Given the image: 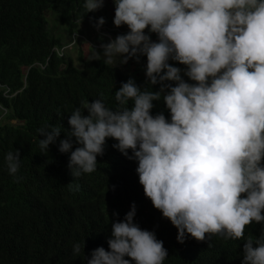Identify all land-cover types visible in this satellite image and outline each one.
Returning <instances> with one entry per match:
<instances>
[{
  "label": "clouds",
  "instance_id": "obj_1",
  "mask_svg": "<svg viewBox=\"0 0 264 264\" xmlns=\"http://www.w3.org/2000/svg\"><path fill=\"white\" fill-rule=\"evenodd\" d=\"M114 6V25L129 31L106 43L102 36V53L93 47L88 60L117 67L146 56L145 84L122 82L115 108L103 93L83 102L68 129L38 128L41 152L64 132L58 149L70 154L68 168L77 178L96 170L97 156L114 140L115 149L137 162L145 196L178 229L179 243L189 235L239 240L256 222L261 233L246 238L241 264H264V0H114ZM103 7L104 0L83 4L86 13ZM105 23L100 17L94 27ZM161 100L170 118L152 114ZM5 167L22 179L19 149L6 154ZM136 214L133 202L123 220L111 222L110 250L94 249L87 264H164L163 241L135 223ZM80 251L74 244L73 255Z\"/></svg>",
  "mask_w": 264,
  "mask_h": 264
},
{
  "label": "trees",
  "instance_id": "obj_2",
  "mask_svg": "<svg viewBox=\"0 0 264 264\" xmlns=\"http://www.w3.org/2000/svg\"><path fill=\"white\" fill-rule=\"evenodd\" d=\"M84 2L0 0V264H87L94 249L110 250L111 222L123 220L133 202L134 222L163 241L168 251L164 264H241L245 240L258 237L261 224L246 226L239 240L213 235L197 241L189 235L179 243L178 229L145 196L137 162L115 149L114 140L108 139L104 155L97 156L96 170L77 178L68 168L70 154L58 149L64 132L48 153L41 152L38 128L52 124L68 129L71 112L83 102L103 93L106 106L115 108L122 82L134 78L145 84V70L133 76L98 60H84L83 68H77L65 55L71 39L81 35L80 25L99 19L95 11L86 13ZM49 16L66 28L67 44L53 34ZM140 63L147 64L146 56ZM153 103V115L169 117L162 100ZM16 149L21 154L19 182L5 167L6 154ZM76 243L81 245L78 256L73 255Z\"/></svg>",
  "mask_w": 264,
  "mask_h": 264
},
{
  "label": "rangeland",
  "instance_id": "obj_3",
  "mask_svg": "<svg viewBox=\"0 0 264 264\" xmlns=\"http://www.w3.org/2000/svg\"><path fill=\"white\" fill-rule=\"evenodd\" d=\"M95 12L99 18L104 17L106 20V23L101 28L108 27L109 29L117 31L120 30L118 35L127 33V31H129L126 25L116 27L113 23L115 16L114 0H104V7ZM49 19L53 34L61 36L62 39H64V44H67L70 40V37L66 31V28L60 23L57 17L49 16ZM79 31L81 35H79L78 38L75 36L73 37V40L71 39L72 43L67 48V50H65V55L73 61L77 68H83V61L88 60V56L94 51V48L102 53V49H100V44L102 41L97 36L98 30L96 27H94V24L84 22L82 25H80ZM103 42L106 43L108 40L103 39ZM118 67L128 74L136 76L144 72L146 65H143L140 62L137 63L135 60H130L126 65H121Z\"/></svg>",
  "mask_w": 264,
  "mask_h": 264
},
{
  "label": "built area",
  "instance_id": "obj_4",
  "mask_svg": "<svg viewBox=\"0 0 264 264\" xmlns=\"http://www.w3.org/2000/svg\"><path fill=\"white\" fill-rule=\"evenodd\" d=\"M115 32L120 33V30L117 31V30L109 29L108 27H103L97 31L98 33L97 36L98 38L103 36L104 39L109 40V38H115L114 37ZM62 54H63V51H62Z\"/></svg>",
  "mask_w": 264,
  "mask_h": 264
}]
</instances>
